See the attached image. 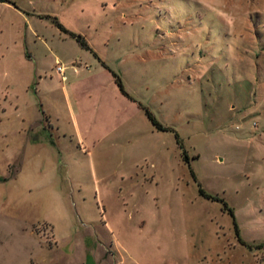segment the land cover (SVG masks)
Returning <instances> with one entry per match:
<instances>
[{
    "label": "rangeland",
    "instance_id": "1",
    "mask_svg": "<svg viewBox=\"0 0 264 264\" xmlns=\"http://www.w3.org/2000/svg\"><path fill=\"white\" fill-rule=\"evenodd\" d=\"M0 264H264V0H0Z\"/></svg>",
    "mask_w": 264,
    "mask_h": 264
},
{
    "label": "built area",
    "instance_id": "2",
    "mask_svg": "<svg viewBox=\"0 0 264 264\" xmlns=\"http://www.w3.org/2000/svg\"><path fill=\"white\" fill-rule=\"evenodd\" d=\"M58 70H59V71H61V70H62V67H61V66H59V67H58Z\"/></svg>",
    "mask_w": 264,
    "mask_h": 264
}]
</instances>
